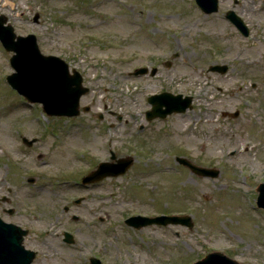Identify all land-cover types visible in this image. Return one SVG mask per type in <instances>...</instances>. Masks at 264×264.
Segmentation results:
<instances>
[{
  "label": "rangeland",
  "instance_id": "obj_1",
  "mask_svg": "<svg viewBox=\"0 0 264 264\" xmlns=\"http://www.w3.org/2000/svg\"><path fill=\"white\" fill-rule=\"evenodd\" d=\"M229 9L247 37L224 18ZM0 14L89 89L80 99L87 112L45 116L6 84L12 53L0 44V199L14 209L0 217L31 228L24 245L37 250L33 264H89L94 255L102 264H192L213 251L264 264V210L255 204L264 183V0H219L209 15L194 0H0ZM215 65L228 70L208 71ZM141 67L157 73L134 76ZM162 92L191 97V108L147 121V97ZM21 137L38 142L27 148ZM110 151L133 159L123 175L75 184L91 164L115 163ZM176 157L217 176L196 175ZM172 213L193 226L124 224ZM64 228L76 243L50 261L42 244Z\"/></svg>",
  "mask_w": 264,
  "mask_h": 264
},
{
  "label": "water",
  "instance_id": "obj_2",
  "mask_svg": "<svg viewBox=\"0 0 264 264\" xmlns=\"http://www.w3.org/2000/svg\"><path fill=\"white\" fill-rule=\"evenodd\" d=\"M197 5L205 14L216 12L217 0H196ZM238 30L248 35V30L242 21L232 12L226 14ZM37 16L34 20L36 21ZM6 19L0 16V41L7 51L14 52L10 59L11 66L15 70L6 79L19 94L29 102H37L42 105V110L49 116H77L79 114V98L87 92L81 85L82 78L76 71L69 74L67 64L55 56H44L40 53L33 35L26 37L15 36L11 26H3ZM210 71L225 73L226 66L210 67ZM147 69L142 68L134 72V75H144ZM156 69H152L150 75H154ZM151 110L145 116L147 120L165 118L176 112H184L191 107V98L181 95H172L163 92L148 98ZM87 110V108H84ZM33 141L27 142L28 145ZM114 159V156H112ZM180 163L190 168L196 174L216 177L217 172L195 167L191 163L179 159ZM132 159H118L116 164L101 163L98 169L83 179L84 183L95 182L106 176H118L123 174L131 165ZM257 204L264 208V184L258 186ZM128 225L141 227L144 225L180 223L191 227L187 217H157L147 219L134 217L126 220ZM26 231L19 227L5 224L0 220V264H30L34 253L24 250L22 243ZM91 264H99V261L91 259ZM194 264H238L219 252L207 254L203 259Z\"/></svg>",
  "mask_w": 264,
  "mask_h": 264
},
{
  "label": "flooded vegetation",
  "instance_id": "obj_3",
  "mask_svg": "<svg viewBox=\"0 0 264 264\" xmlns=\"http://www.w3.org/2000/svg\"><path fill=\"white\" fill-rule=\"evenodd\" d=\"M10 203V201H9ZM2 203H0V208H1V213L3 214H8L9 209L2 207ZM56 228H58V226L56 225ZM66 231L71 232L69 229H66ZM46 247L47 252L44 253V255H46V258H48V260H52L54 258V255H57L58 253H60L61 250H64L68 247L69 244L65 243L64 238L60 237L58 242L55 243V241H48L45 240L43 242V244Z\"/></svg>",
  "mask_w": 264,
  "mask_h": 264
},
{
  "label": "bare ground",
  "instance_id": "obj_4",
  "mask_svg": "<svg viewBox=\"0 0 264 264\" xmlns=\"http://www.w3.org/2000/svg\"><path fill=\"white\" fill-rule=\"evenodd\" d=\"M4 2H5V4L7 3V0H4ZM175 129H176V133L172 136V138H176L177 136H178V134L180 133V129H179V127H178V124L176 125V127H175ZM209 154H211V155H213V151L210 149L209 150Z\"/></svg>",
  "mask_w": 264,
  "mask_h": 264
}]
</instances>
